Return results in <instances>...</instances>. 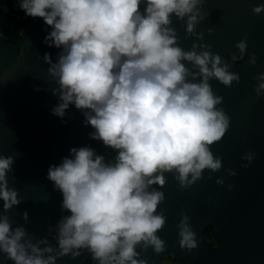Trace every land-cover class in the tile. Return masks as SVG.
Instances as JSON below:
<instances>
[{"label":"clouds","instance_id":"obj_1","mask_svg":"<svg viewBox=\"0 0 264 264\" xmlns=\"http://www.w3.org/2000/svg\"><path fill=\"white\" fill-rule=\"evenodd\" d=\"M204 2L16 0L26 18L43 21L44 44L60 50L55 61L50 52L42 57L57 85L51 114L66 122L74 106L84 116L83 125L94 130L89 138L117 154L114 162H106L90 146L72 147L61 163L49 166L46 178L62 195L61 210L69 213L55 226V246L47 236L35 239L23 225L13 226L7 213L22 202L19 190L9 185L15 158L0 154V264H57L84 251L98 264H147L137 245L162 251L157 232L167 218L157 209L165 192L152 186L165 188L171 174L186 189L205 170H221L222 157L211 146L224 138L230 117L217 107L223 97L209 82L238 84L240 75L229 69L248 47L246 38L236 43L239 56L232 54L229 63L209 44L194 42L187 51L180 46L172 17L185 25L186 39L203 41L196 27L205 18ZM252 12L264 14V3ZM256 59L250 54L248 63L254 66ZM256 80V96L264 97V73ZM255 155L246 152L241 167H249ZM226 171L236 175L231 168ZM216 183L223 185L224 178ZM22 218L28 222L27 211ZM188 220L183 215L178 225L180 246L194 249L196 233Z\"/></svg>","mask_w":264,"mask_h":264},{"label":"water","instance_id":"obj_2","mask_svg":"<svg viewBox=\"0 0 264 264\" xmlns=\"http://www.w3.org/2000/svg\"><path fill=\"white\" fill-rule=\"evenodd\" d=\"M260 3L264 0H205V18L196 27L197 32L204 33L203 41L186 39L185 25L172 17L171 26L185 51L194 42L206 43L231 63L232 54L239 56L236 43L246 38L248 47L244 58L229 69L240 75L238 84L226 87L215 79L209 82L213 92L223 97L217 107L230 117L224 138L211 146L213 154L222 157V168L216 173L205 170L202 178L186 189L166 174L165 199L157 209L167 218L157 232L164 241L162 251L156 252L152 245L144 249L143 242L136 246L139 258L147 264H170L163 259L164 251L174 264H264V97L257 98L255 93L256 76L264 73V14L252 12ZM45 35L42 20L28 24L21 31L23 51L6 35H0V154L15 158L9 185L19 190L22 202L7 213L13 226L23 225L35 239L47 236L55 246V226L69 213L61 210L62 195L46 178L49 166L61 163L72 147L90 146L106 162H114L117 153L89 138L94 130L83 125L84 116L74 106L67 110L66 122L51 114L57 104L52 89L57 85L48 76V64L42 57L50 52L55 61L60 50L47 47ZM253 53L257 58L254 66L248 63ZM183 63L196 71L190 62ZM246 152L256 155L244 168L241 165L247 161L242 156ZM229 168L235 170V176L228 175ZM219 178H224L223 185L216 183ZM229 184L233 185L231 190ZM25 211L27 223L22 218ZM183 215L189 217L188 227L196 233L194 249L180 246L178 225ZM210 225L215 230L214 243L204 236V229ZM57 264L98 262L84 251L79 258L66 256Z\"/></svg>","mask_w":264,"mask_h":264},{"label":"trees","instance_id":"obj_3","mask_svg":"<svg viewBox=\"0 0 264 264\" xmlns=\"http://www.w3.org/2000/svg\"><path fill=\"white\" fill-rule=\"evenodd\" d=\"M37 20L26 18L24 13L19 10L16 0H0V33L6 35L10 42L19 43L18 39L21 38V31L30 23ZM152 187L157 190L163 191L158 185ZM204 236L215 242V230L213 226L204 229ZM163 259L168 263H175V260L167 253L163 252Z\"/></svg>","mask_w":264,"mask_h":264},{"label":"rangeland","instance_id":"obj_4","mask_svg":"<svg viewBox=\"0 0 264 264\" xmlns=\"http://www.w3.org/2000/svg\"><path fill=\"white\" fill-rule=\"evenodd\" d=\"M18 41H19V43H13V42L12 43L15 44V45H17V46H19L20 50L23 51L24 47H23L22 37L20 39H18Z\"/></svg>","mask_w":264,"mask_h":264}]
</instances>
